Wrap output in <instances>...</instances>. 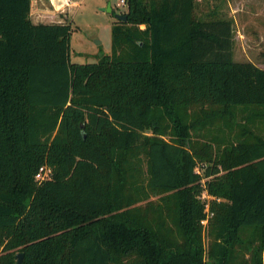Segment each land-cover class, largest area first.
<instances>
[{
    "label": "trees",
    "instance_id": "trees-1",
    "mask_svg": "<svg viewBox=\"0 0 264 264\" xmlns=\"http://www.w3.org/2000/svg\"><path fill=\"white\" fill-rule=\"evenodd\" d=\"M219 1L127 0L73 63L71 23L0 0V264H264V68Z\"/></svg>",
    "mask_w": 264,
    "mask_h": 264
},
{
    "label": "rangeland",
    "instance_id": "rangeland-1",
    "mask_svg": "<svg viewBox=\"0 0 264 264\" xmlns=\"http://www.w3.org/2000/svg\"><path fill=\"white\" fill-rule=\"evenodd\" d=\"M52 8L49 0H34L33 9L39 11L40 5ZM225 15H230L232 8L240 6L237 13L239 25L234 27V58L237 61H252L260 63L264 68V0H227L202 5V10L208 12L214 6ZM239 5V6H238ZM38 9H37V8ZM109 7L112 10H109ZM127 5L120 0H78L76 6H68L59 11L47 12L49 15H40L33 18L35 23H51L66 21L72 24L71 36V62L92 63L98 61L103 55L110 54L112 50V26L118 21L117 14L125 12ZM259 12V18L253 19L251 11ZM49 11V10H47ZM259 24L257 27V24ZM255 30V31H254ZM263 62V63H262ZM195 170L203 173L202 164ZM207 199L206 191L200 195ZM203 237L208 249V224L203 223Z\"/></svg>",
    "mask_w": 264,
    "mask_h": 264
},
{
    "label": "crops",
    "instance_id": "crops-1",
    "mask_svg": "<svg viewBox=\"0 0 264 264\" xmlns=\"http://www.w3.org/2000/svg\"><path fill=\"white\" fill-rule=\"evenodd\" d=\"M33 2L34 0H32V10H31V17L32 19L34 18H37L39 17L40 15H49L47 12H50V11H59L62 10V9H66L68 8V6H76L78 4V0H49V3L52 5V8H48V7H43V4L40 5L39 8V11L35 12L34 9H33ZM239 6V5H238ZM37 8V7H36ZM37 8V9H38ZM49 10V11H47ZM241 10L240 6L237 7V8H232V11L230 12V15H225L226 17L228 18H232L233 19V29L234 27L237 25H239V19H238V15L237 13ZM251 16L253 17V19L256 20V18H259V12L255 11V10H252L251 12ZM257 24V23H256ZM259 24H257V27ZM255 31V30H254ZM234 49V48H233ZM234 51V50H233ZM264 52V51H263ZM263 54V53H262ZM264 57V56H263ZM235 59V58H234ZM264 62V61H263ZM262 62V63H263ZM255 63V62H254ZM258 66L261 65L260 63H256Z\"/></svg>",
    "mask_w": 264,
    "mask_h": 264
},
{
    "label": "built area",
    "instance_id": "built-area-1",
    "mask_svg": "<svg viewBox=\"0 0 264 264\" xmlns=\"http://www.w3.org/2000/svg\"><path fill=\"white\" fill-rule=\"evenodd\" d=\"M122 5H127V0H120ZM51 177V169L49 167L43 166L40 168L39 172L36 175L37 179H45ZM212 215V214H210ZM202 223H208V220H203ZM263 262H264V254H263Z\"/></svg>",
    "mask_w": 264,
    "mask_h": 264
},
{
    "label": "water",
    "instance_id": "water-1",
    "mask_svg": "<svg viewBox=\"0 0 264 264\" xmlns=\"http://www.w3.org/2000/svg\"><path fill=\"white\" fill-rule=\"evenodd\" d=\"M109 10L111 11L112 8L109 7ZM118 20H127V16L125 14L119 13L116 15ZM23 258H24V254L23 253H19L17 254V264H22L23 262Z\"/></svg>",
    "mask_w": 264,
    "mask_h": 264
}]
</instances>
